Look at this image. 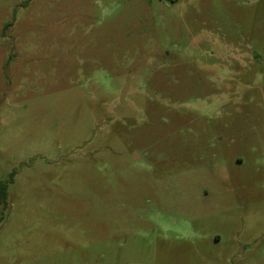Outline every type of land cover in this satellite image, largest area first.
Masks as SVG:
<instances>
[{"label":"rangeland","instance_id":"1","mask_svg":"<svg viewBox=\"0 0 264 264\" xmlns=\"http://www.w3.org/2000/svg\"><path fill=\"white\" fill-rule=\"evenodd\" d=\"M0 264H264V0H0Z\"/></svg>","mask_w":264,"mask_h":264},{"label":"trees","instance_id":"2","mask_svg":"<svg viewBox=\"0 0 264 264\" xmlns=\"http://www.w3.org/2000/svg\"><path fill=\"white\" fill-rule=\"evenodd\" d=\"M7 197V185L0 183V204L6 200Z\"/></svg>","mask_w":264,"mask_h":264}]
</instances>
